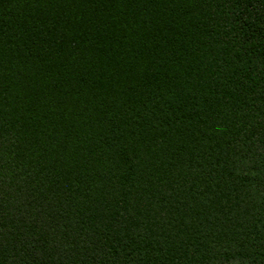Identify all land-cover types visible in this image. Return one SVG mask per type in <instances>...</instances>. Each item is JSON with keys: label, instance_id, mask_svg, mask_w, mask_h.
Listing matches in <instances>:
<instances>
[{"label": "trees", "instance_id": "obj_1", "mask_svg": "<svg viewBox=\"0 0 264 264\" xmlns=\"http://www.w3.org/2000/svg\"><path fill=\"white\" fill-rule=\"evenodd\" d=\"M0 264H264V0H0Z\"/></svg>", "mask_w": 264, "mask_h": 264}]
</instances>
